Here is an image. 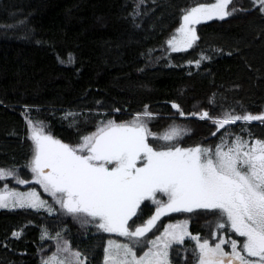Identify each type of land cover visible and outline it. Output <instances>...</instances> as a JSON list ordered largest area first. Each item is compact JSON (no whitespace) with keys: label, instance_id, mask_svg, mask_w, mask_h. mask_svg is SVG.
I'll return each mask as SVG.
<instances>
[{"label":"trees","instance_id":"1","mask_svg":"<svg viewBox=\"0 0 264 264\" xmlns=\"http://www.w3.org/2000/svg\"><path fill=\"white\" fill-rule=\"evenodd\" d=\"M212 1L0 0V170L8 172L0 189L32 175V123L71 147L109 121L136 116L147 117L148 143L156 149L259 136L261 120L220 129L214 123L228 114L264 115L258 0H232L229 9L237 11L199 24L198 39L185 50L167 45L188 9ZM172 130L181 135L164 140ZM186 217L205 236L219 213ZM78 218L0 209V264H42L65 242L87 264H102L110 234ZM174 254V264H195L194 250Z\"/></svg>","mask_w":264,"mask_h":264},{"label":"snow or ice","instance_id":"2","mask_svg":"<svg viewBox=\"0 0 264 264\" xmlns=\"http://www.w3.org/2000/svg\"><path fill=\"white\" fill-rule=\"evenodd\" d=\"M252 2L256 4L257 0ZM230 3L232 0H214L188 9L179 29L183 39L179 43L170 41L172 49L185 50L198 39L190 25L232 15L237 9L227 10ZM258 4L264 13V0H258ZM206 118L207 112L200 116V119ZM239 120L264 121V115L228 114L214 123L224 128ZM138 121L139 117L121 124L109 121L93 136L84 137L79 147H71L33 127L34 182L57 198L67 213L91 217L97 221L95 227L104 232L137 242H143L157 221L171 213L218 212L226 217V222L219 223L218 227L230 224L231 230L244 241L238 245L237 240H231L229 254L221 247L228 241L222 240L213 247L207 241L200 243L198 237H192L199 246L198 264H264V141L256 140L254 146L248 147L237 137L236 144L227 151L217 148L214 153L200 147L174 146L158 150L148 143L150 133L146 125ZM178 135L174 130L163 139L171 140ZM5 176L0 170V179ZM157 193L166 200L158 198ZM10 195L16 198L11 205L7 195H0V208L18 206L39 210L45 207L46 202L35 192L26 196ZM145 201L157 205L155 214L143 224L130 226L129 221L137 216ZM48 210L51 211L50 206ZM187 224L186 220L168 224L161 236L148 241L152 248L139 258L129 245L109 241L105 264H169L168 249L172 243L182 244L185 236L191 235ZM14 235L18 238L20 233ZM73 255L76 264H86V258L81 259L79 252ZM46 264L65 262L52 257Z\"/></svg>","mask_w":264,"mask_h":264},{"label":"rangeland","instance_id":"3","mask_svg":"<svg viewBox=\"0 0 264 264\" xmlns=\"http://www.w3.org/2000/svg\"><path fill=\"white\" fill-rule=\"evenodd\" d=\"M212 2H214V0ZM212 2H209V3H212ZM204 4H208V3H204ZM229 7H230V4L228 5V9H227V10L230 11ZM211 20H214V19H211ZM207 21H210V20H205V21H202L201 23L207 22ZM201 23H199V24H201ZM199 24L190 25V27L195 29L196 35H197V26ZM182 25H183V23H182ZM180 27H179V29H180ZM179 29L170 37V39L167 42V45H168L169 49L172 50V51H174V50L172 49V47L170 45V41L175 40V41H177L179 43L183 39V37L181 36V33L179 32ZM137 117H139V121L138 122L146 125V127L148 129V126H147V121L148 120H147L146 116H136L129 122L136 121ZM255 121H257V120H253L251 122H255ZM119 124H121V123H119ZM106 126H107V124L104 127H106ZM33 127H35L37 129V131H42L43 132V130L40 127H38V126H36V125H34L32 123L31 124V136H32ZM218 129H220L219 125H218ZM98 131H96L95 133H93L90 136H93ZM173 131L174 130H172L169 134H171ZM176 131L179 132V130H176ZM45 135H47V134H45ZM179 135H181L180 132H179ZM178 136H176V137H178ZM148 138H149V136H148ZM33 143H34V141H33ZM235 144L236 143H234V144L217 143L213 147H205V146H196V147H200L201 149H209V150H211V153H214L217 148H220L223 151H227L229 147H232ZM34 147H35V145H34ZM167 149H158V150H167ZM32 160H33V158H32ZM31 167H32V161H31L30 168ZM6 173H8V172H6ZM31 173H32V175H31L30 178H24L21 175H19V177L16 176L11 182V183L14 184V186H12L11 183H7L6 186H4L2 189H0V195H7L9 197V203L11 205V203H13L15 201V199H16L15 197L10 195L11 193H19L21 195L26 196L28 193L35 192L40 200L46 202L45 203V207L39 208L38 211H45V212H47L49 214L64 213V214L71 215V214L67 213V211L65 209H63L59 203H57V198H54L48 192H45V190H44L42 185L36 184L34 182L35 181V173H33L32 171H31ZM18 180H24V181H27V182L21 184V183L17 182ZM58 197H59V194H58ZM157 197L166 200V197H162L161 194H159V193H157ZM49 206L51 207V211L48 210ZM156 207H157V205H154V204H152L149 201H145L141 205L140 210H138L137 216L133 217V219L129 221V225L134 227V226H138L140 224L145 223L149 218H151L155 214V208ZM0 209L17 210V209H32V208H27V207L21 208V207H18V206L17 207H11L10 206L9 208H0ZM33 210H36V209H33ZM72 216L79 217L78 219H80L81 221L85 220V221H88V222H91V223L92 222L93 223H97V221H93L91 219V217H87V216H85L83 214H81V215H72ZM185 220L188 222L187 231L191 235L190 236H185L184 242L182 244L172 243L171 247L168 249V261H169V264H174V260H175V257H174L175 254L174 253H177V251H178L179 253L185 255L187 253V251H189V250L190 251L194 250L196 252L195 264H198L199 246H198L197 240L193 239L192 237H198L200 243H203L204 241H207L209 243V245L213 246V247L217 243L222 241V240L223 241H228V243L222 244L221 247L224 249V251L226 253H229V254H231V246H230V241L231 240H233V239L237 240L238 241V245L242 244L243 241H244V238L239 237L235 232H233L231 230L230 224L226 223V226L224 228H219L218 227L219 223L226 222V217H222L220 214H219V219L217 221L211 222V223H209L207 225L208 232H207V234L205 236H202L201 234L195 233L192 230L190 219H188L186 217V213H184V212L171 213L169 215L161 217L160 220L157 221L156 226L152 229V231H150V232H148L146 234V236L144 237L143 242H137L135 239H129L128 237L120 236L117 233H109L110 237L107 239V243H106L105 250H104V258H103V263L102 264H105V259L107 257V250L109 248V241L113 242V244H127V245H129L130 247L133 248V251L136 252L137 258H139V257L143 256V254L146 251H148L149 249L152 248V245L150 243H148V241L152 240V239H156L159 236H161L163 234L164 229L167 227L168 224H178V223H181V222H183ZM238 250H239V248H238ZM115 251L116 250L113 249L114 253H115ZM75 252H79V251L71 249L69 247V245L65 242L62 245H60L55 252H52L48 257L43 258L42 259V264H46V262L49 261L50 258H52V257H56L57 260L63 261V262H65V264H76V257L73 255V253H75ZM79 253L81 254V252H79ZM243 254L246 256V253H243ZM80 258L84 259V257L82 255H81ZM249 259H256V258H249ZM86 264H87V260H86Z\"/></svg>","mask_w":264,"mask_h":264},{"label":"flooded vegetation","instance_id":"4","mask_svg":"<svg viewBox=\"0 0 264 264\" xmlns=\"http://www.w3.org/2000/svg\"><path fill=\"white\" fill-rule=\"evenodd\" d=\"M259 128H262V133L259 136L252 137L251 140L247 143L248 147L254 146L256 140L264 141V127L259 126Z\"/></svg>","mask_w":264,"mask_h":264}]
</instances>
